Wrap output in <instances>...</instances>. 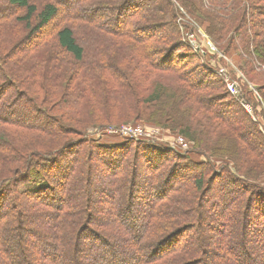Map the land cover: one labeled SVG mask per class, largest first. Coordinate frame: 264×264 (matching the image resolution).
Listing matches in <instances>:
<instances>
[{
  "label": "trees",
  "instance_id": "obj_1",
  "mask_svg": "<svg viewBox=\"0 0 264 264\" xmlns=\"http://www.w3.org/2000/svg\"><path fill=\"white\" fill-rule=\"evenodd\" d=\"M144 1L156 9L143 11ZM163 1L0 0V264H263L264 247L233 246L227 232L253 225V210L264 216V183L236 162L240 150L245 169L259 163L251 162L256 152L264 163V131L207 53L181 38L176 0ZM180 1L260 86L264 104V0ZM163 29L172 35H143ZM179 51L203 78L175 65ZM9 91L28 114L2 110ZM242 98L259 107L244 83ZM226 102L252 128L235 126ZM145 113L196 144L181 153L152 141L112 146L85 137L91 126L140 122ZM248 130L261 145L246 139ZM142 157H155L156 166L141 171ZM192 168L197 173L187 174ZM216 179L242 191L212 199ZM220 221L225 243L215 256L203 229Z\"/></svg>",
  "mask_w": 264,
  "mask_h": 264
},
{
  "label": "rangeland",
  "instance_id": "obj_2",
  "mask_svg": "<svg viewBox=\"0 0 264 264\" xmlns=\"http://www.w3.org/2000/svg\"><path fill=\"white\" fill-rule=\"evenodd\" d=\"M158 1L161 2L162 5H164L163 0H158ZM143 4L144 5L142 6L141 9L145 12H150L156 9L155 5H150L149 1H147L146 3L144 1ZM130 5L131 3L128 6L130 7ZM184 5L185 4L182 1L176 0L175 6L178 9V14L180 13L179 17H177L180 22V25L178 24L177 29H178V32L181 33V38H183V40H185L190 45V47L193 48L195 51L207 53V57L210 60V66L214 67V69L217 70L218 75H220V77L223 78V81L229 93L232 96H234L236 99H239L241 106L243 110L245 111V113H247L254 122L258 123L259 129L262 128L264 131V114H263L264 104L262 101V97L259 93L260 86H256V85L251 84L250 82H247V79L245 78L242 70L237 64V58L230 57L228 54L221 51L219 46L206 34L205 29L202 26V24L198 23V20L196 18H193L190 14H188L187 11L189 10L187 9V7H185L186 5L185 6ZM0 10H2L1 7H0ZM17 11H15V13ZM148 18L152 22L154 21L157 22V20L154 19V17L152 16H148ZM56 25H58L57 20L54 21V23H52L50 29H52ZM164 29H163L164 32L163 31L157 32L156 33L157 36H155L154 33L153 35H150V33H143V35L144 37L151 36V38L153 37H157L160 39L168 38V36H170L171 34L170 30L168 31ZM209 42L213 46L212 50L210 49L211 46H209L208 44ZM22 50L23 51L26 50L25 44L23 45ZM185 53L186 52H182V51L175 53V55L180 60V62H178L177 60L174 59V63H176L175 65H178L180 69L185 68V70L194 80L203 78L204 73H202L198 62L194 61L195 59H191V60L185 59L184 57H187V54ZM164 54L165 52H162V57ZM173 58L174 57H172V59ZM243 83L245 84V86L248 87V91L252 93V97L254 98L255 102L259 104V107L257 108L254 107V105L251 102L249 101L246 102L242 98ZM256 99H258L259 102ZM4 103L6 105H9L7 108L2 109L4 110L5 113H8V112L14 113L15 117L17 118L24 116V114H28L27 112L28 108L26 107L23 99L15 100V95L13 92L9 91L8 94L4 96ZM226 103L227 104L223 107V110L226 113L231 111V113L227 114V116L229 117L228 119H230L231 122L238 128L241 127L243 129H249L251 126L249 124H246L245 118L242 117L243 114L242 112L239 111L237 106H234V104H229L231 102H226ZM4 112L1 111V113L5 114ZM27 117L35 119V116L33 115L27 116ZM145 118H146L145 120H142L140 122H136V121L134 122L132 120L128 123H123L120 125H109L105 127L91 126L87 130L85 137H87L88 140H92L93 142L99 145L112 144V146L120 145L123 143L125 144V143H128V141H132V140L152 141L158 146H162V147L164 146V148H168V147L176 148L181 153L186 152L188 150L190 151L192 147L196 144L195 142H192V140H190L189 138H186L185 136L180 134L178 131H172L168 127L154 126L153 124L149 123L148 120H150V115L148 113H145ZM181 121H179V123ZM202 121L206 123V127L204 128L206 131L213 128L212 124H209L211 122H208V121L206 122L205 120H202ZM202 121L199 122L198 125L201 124ZM208 133H210V131L207 132L206 134ZM242 136L244 135L242 134ZM245 136L247 140L254 141L255 143L259 145H261V143L263 142V140L261 139L258 140L254 132H251L250 130H248V133ZM200 142L202 143L201 140H199V143ZM238 144L241 145L240 147H242V149L245 148L244 143L241 144L238 142ZM238 152H239V156L236 162L239 164V166H241V169L243 170V172L245 174H250L253 176L259 175L258 177L259 181H262L264 183V163L263 161H260L256 156H254L257 154V152L256 154H253V157L251 158V162H253L254 159H256L259 162L257 166L251 165V167L254 168V170H250L249 168L245 169L246 167H250L247 165L245 166L242 165L240 161L241 156H245L244 154L245 152H241L240 150H238ZM111 154L115 156L119 155L117 152H108L106 157H110ZM156 157L159 158L158 159L159 161L160 155H158V153H156ZM151 158H154V159L152 160L149 159L150 162L147 164H145L146 163L145 158L143 159L142 157L140 159V164L144 165V166H141V171L142 170L147 171L148 167L150 168V167L156 166L157 161L155 157H151ZM200 159L204 160V157L199 158V160ZM234 164L235 163L231 161L229 168L232 172L236 173V168ZM255 167L259 168V170L255 169ZM187 172H188L187 174L194 175L197 173V170L196 168H192V170L189 169ZM103 176H105L106 178L108 176V173H104ZM212 186H214V189H215V190L213 189L214 196H212V199L215 197V200H218V201L220 200L218 199V197H216L218 195L217 191H219L220 196H222L223 195L222 193L224 192H225L224 195L231 196L233 195L234 192L242 191L241 186H238L237 184H233V183L232 185L227 186L226 182L223 183V181L220 179H216L215 183L212 184ZM223 190L225 191L223 192ZM213 211L215 215L216 213L217 215L220 213L219 207L217 206L215 207V209H213ZM234 213H235V216H234L235 219L238 220L240 218L241 212L239 210H236ZM252 216L258 217V218H256L254 221L252 220L251 223L253 225L248 226L245 229V231L241 229H240L241 231H239L237 226H235L234 228L229 227L227 234L230 237L231 239L230 241L233 243V246H235L236 244L239 245L243 241L244 244L248 245V247L251 246L257 250H262V247H264V236L261 234H258L260 230L264 227V225H262V223H264V219H263L264 216L260 214L259 212H256L255 210L252 211ZM254 223H258V224H254ZM222 225L223 223L220 221L217 224L205 225L203 229L205 234L208 237L206 241L208 242L209 240L211 244L209 251L215 256L220 254L219 247L223 246V244L225 243L224 236H222V233H220V228L222 227ZM10 237H11V240L14 241L15 235H11ZM206 249L208 248L205 247V250ZM229 250H230V247H229ZM261 263L264 264V260Z\"/></svg>",
  "mask_w": 264,
  "mask_h": 264
},
{
  "label": "built area",
  "instance_id": "obj_3",
  "mask_svg": "<svg viewBox=\"0 0 264 264\" xmlns=\"http://www.w3.org/2000/svg\"><path fill=\"white\" fill-rule=\"evenodd\" d=\"M208 44H209V46H211V47H210V49L212 50V49H213V46L211 45V43H210V42H209Z\"/></svg>",
  "mask_w": 264,
  "mask_h": 264
}]
</instances>
